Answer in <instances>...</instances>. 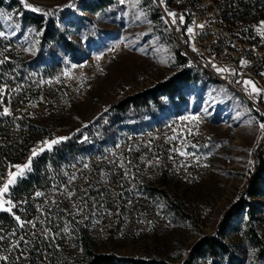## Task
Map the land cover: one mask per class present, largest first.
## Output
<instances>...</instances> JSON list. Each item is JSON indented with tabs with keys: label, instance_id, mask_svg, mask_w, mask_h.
Masks as SVG:
<instances>
[{
	"label": "rangeland",
	"instance_id": "374dc122",
	"mask_svg": "<svg viewBox=\"0 0 264 264\" xmlns=\"http://www.w3.org/2000/svg\"><path fill=\"white\" fill-rule=\"evenodd\" d=\"M84 1L26 0L43 9L40 12L25 7V0H5L8 6H0V32L5 33L0 36L1 51L6 49L19 63L43 61L41 69L56 61L41 73L29 71L30 76L21 82L12 74H0V88L4 89L0 92V112L8 108L11 113L0 115V122L14 124L13 131L27 135L23 149L30 144L25 162H12L23 165L33 149L39 151L42 142L71 139L79 133L81 151L74 158L59 166L46 162L50 174L45 182H50L67 172V163L105 150L126 133L171 123L181 145L173 162L185 168V179L174 176L147 185L154 206L169 217V228L148 234L133 230L125 236L118 231L93 235L90 225L98 215L101 195L88 188L57 211L51 230L66 225L73 235L87 231L98 253L163 260L166 264L192 260L213 264L206 255L193 257L194 250L204 238L218 236L243 264H264L259 253L260 245L264 247V182L260 196L249 197L247 193L264 149V129L260 127L264 123V92L253 94L250 86L243 84L252 80L264 89V0H112L97 12L83 9ZM257 4L251 14L242 11ZM25 12L41 15L44 20L39 25L23 24ZM169 12L177 13L175 24ZM50 22L55 39L46 36ZM189 27L192 34L187 32ZM65 41L71 48L63 45ZM179 53L187 57L186 63ZM241 60L248 61L247 65ZM186 66L194 69L197 80L185 87L181 96L171 99L160 95L158 101L150 99L121 110L116 107L159 87ZM225 67L237 74L216 70ZM15 100L16 110L12 106ZM24 117L34 125V132L22 126ZM17 133L14 142L23 138ZM15 165L7 164L4 170L14 172ZM187 167H192V172ZM4 170L0 169V180L7 175ZM7 180L1 181V187ZM34 190L38 192V187ZM29 197L30 193L21 191L15 204L9 191L4 199L12 202V211L0 213H14V207L23 206ZM244 200L253 201L256 210L245 207L244 213L226 226L230 213ZM252 233L259 241L252 239ZM228 263L225 256L216 261Z\"/></svg>",
	"mask_w": 264,
	"mask_h": 264
},
{
	"label": "built area",
	"instance_id": "2783aa9c",
	"mask_svg": "<svg viewBox=\"0 0 264 264\" xmlns=\"http://www.w3.org/2000/svg\"><path fill=\"white\" fill-rule=\"evenodd\" d=\"M171 125L158 123L148 129L126 133L105 150L93 151L80 162L67 163L65 174L35 187L44 195L37 196L34 188L29 190L30 197L23 206L14 207L15 214L1 212L0 236L4 239L0 241V257L7 256L8 260H0V264H81L85 256L83 235H73L66 225L51 230L57 211L72 199L73 195L69 197L68 192L75 195L93 188L100 193L98 215L90 225L93 235L118 231L125 236L133 230L148 234L154 229L169 228V217L154 206L147 185L149 181L162 182L174 176L185 179V168L176 167L173 162L181 145L179 134ZM38 159L34 158L32 170L9 189L13 203L17 204V195L20 196L17 188L35 173ZM191 168L186 169L192 172ZM3 173L7 175L0 180V187L9 171L5 169ZM72 176L76 179L71 180ZM17 241L19 246L13 247Z\"/></svg>",
	"mask_w": 264,
	"mask_h": 264
},
{
	"label": "trees",
	"instance_id": "16d2710c",
	"mask_svg": "<svg viewBox=\"0 0 264 264\" xmlns=\"http://www.w3.org/2000/svg\"><path fill=\"white\" fill-rule=\"evenodd\" d=\"M112 3V0H85L83 2V9L91 11V12H97L99 10H102L104 7L110 5ZM264 3V2H262ZM0 6L7 7L5 0H0ZM257 5H248L244 7L242 11L247 12V14H251L252 9ZM246 14V16H248ZM43 16L32 14L30 12H25L23 15V24H31V25H39L43 22ZM48 31L46 36L49 37V39H55L56 38V32L54 31V26L50 22L48 25ZM52 37V38H51ZM63 45L65 47L71 48V44L68 41L63 42ZM180 57L183 58V62H187V57L184 55H181ZM4 59V63L0 64V74L4 75H11L15 79V81L21 82L25 80V78H28L30 74H28L29 71H37V73H41L43 70L51 69L53 66H55L56 61H54L52 64H45L44 68L41 69L43 61L40 63L37 60L31 61L30 63H19L16 62L14 58H11L10 55H8L7 50L3 49L1 51L0 49V60ZM35 63V64H34ZM29 64V65H28ZM194 69L191 67L186 66L183 68V71L176 75L174 78L168 80L167 82L161 84L159 87L153 88L151 91H148L147 93L136 95L135 97L128 98L126 100L121 101V104L116 106L118 109H125L127 106H134L142 103H149L150 99H154L155 101H158V96H169L171 99L179 95L181 96V93L185 87H189L192 82H195L197 80V75L194 74ZM2 75H0L1 77ZM16 100H19V97L16 98ZM13 102L12 106L13 109L16 110L17 106L16 101ZM6 120H11L10 118H7ZM21 124L23 127H28L27 130H30L31 132H34V128L29 119L24 117L21 120ZM14 127V124H5L2 125V122H0V130H2V133L0 134V169L4 170V168L7 166V164H12L15 161V163H19L22 159H25L24 157L28 156L30 144L26 148L23 147V142L28 141L27 135H23L21 132H15L11 128ZM19 135L20 137H23L22 139H18L16 142L12 141L17 138L15 133ZM81 136L79 133L76 134V137L68 139L63 141L59 147L54 148L51 152H45L41 157H39L38 162L35 164V173L31 175L29 180L24 181L23 185L19 188H17V191L21 193L23 192H29V190L34 189L36 186L41 185L46 181L47 175L50 174V169L45 167L47 164V161H50L53 166H59V163L72 159L75 157V155L81 151L80 145L77 141L78 137ZM2 137V138H1ZM12 141V143H9ZM25 151V156L23 152ZM89 155V154H88ZM260 156V167L259 170L252 176V179L250 181V186L247 191L248 196H260L263 193V182L264 177L262 176V172L264 170V149L261 151ZM254 202L249 200L242 201L236 208L235 211L231 212L228 216V221L225 223H229V221L234 220L236 217L244 213V208L249 207L253 210H256V208H253ZM226 226L223 228V230L220 232L219 235H223L224 230L226 229ZM86 233L83 234V241L85 245V256L81 262V264H166L163 260H156V259H139V258H133V257H120L116 254L110 253H98L95 251L94 246L91 243L92 238L87 235ZM252 239L255 241H259L256 234H251ZM260 255L262 257L264 256V247L260 245ZM207 256L213 259L214 263L216 264V261L221 258V256L229 257V263L228 264H243V260L235 256L231 250L230 245L223 241V239L218 236H209L204 238L203 241H201L200 244H198L194 250V256ZM188 264H195L192 261H189Z\"/></svg>",
	"mask_w": 264,
	"mask_h": 264
},
{
	"label": "snow or ice",
	"instance_id": "6c2138e0",
	"mask_svg": "<svg viewBox=\"0 0 264 264\" xmlns=\"http://www.w3.org/2000/svg\"><path fill=\"white\" fill-rule=\"evenodd\" d=\"M121 2H123V0H121ZM161 2H163V0H161ZM25 7H28V8H31L32 10L34 11H43V9L41 8H38V7H33L31 4H28L25 0ZM47 14V13H46ZM143 15V13H142ZM168 15L170 17H172V23L175 24L177 22V13L175 12H169ZM179 20L181 22H183L184 20V16L181 14L179 15ZM167 22V21H165ZM262 26H264V22H261ZM199 27L201 29H203L204 25L201 24L199 25ZM259 30V29H258ZM193 28L189 27L187 29V32L189 34H192L193 33ZM261 35H264V31H261ZM0 36H5V33L3 32H0ZM4 63V60H0V64ZM248 61L246 60H241V64L242 65H247ZM218 72H221V73H224V72H232V74H237L235 72L234 69H229V68H217L216 69ZM243 84L245 85V87H249L251 88V93L253 94H261L262 92H264V89H260V88H257L255 83L252 81V80H244L243 81ZM4 89L0 88V92H3ZM107 111V109H106ZM10 111L8 108H4L3 109V112H0V115H10ZM185 119H188V118H185ZM193 119H196V118H193ZM260 127L262 129H264V123H261L260 124ZM70 137H58V138H55V139H52V140H46L44 142H42L43 146L40 147L39 151H37L36 149H33L32 151V156L29 158L28 162L23 164V165H15L14 167L16 168V171L14 172H9L8 173V180L6 183L3 184L2 187H0V210H4V211H8V212H11L12 211V202L10 200H5L4 197H5V194L9 192V188L11 185H15L17 183V180L18 179H22L25 177L26 173L27 172H30L32 170V160L34 157H36L37 155H39L40 153L44 152L45 150H51L53 148L54 145H57L59 143H61L62 141H65V140H68ZM131 150V149H130ZM187 153H184V152H181V155H186ZM85 168L88 167L87 164L84 165ZM121 167H123V164H121ZM76 177L75 176H72L71 177V180H75ZM71 182V181H70ZM65 191H67V187H65ZM69 197H71L72 195H74L73 192H68L67 193ZM37 196H42L44 195V193H41V192H37L36 193ZM5 205H7V207H5ZM79 210H82V209H79ZM78 210V211H79ZM16 220L20 221V217L19 216H16ZM28 223H32V222H28ZM20 226L23 227L24 226V222L21 221L20 222ZM65 231H67V229H65ZM50 232V230H49ZM4 239L3 236H0V241H2ZM19 246V241L16 242L15 245H13V247H18ZM0 260H3V261H7L8 260V257L7 256H4V257H0Z\"/></svg>",
	"mask_w": 264,
	"mask_h": 264
}]
</instances>
